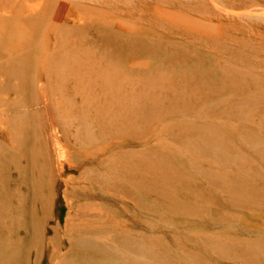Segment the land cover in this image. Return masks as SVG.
Listing matches in <instances>:
<instances>
[{"label": "bare ground", "instance_id": "1", "mask_svg": "<svg viewBox=\"0 0 264 264\" xmlns=\"http://www.w3.org/2000/svg\"><path fill=\"white\" fill-rule=\"evenodd\" d=\"M211 1L217 9L213 15L184 11L181 7L187 0H0V144H5L1 149L6 155L5 160L0 158V264H140L143 248L148 264H160L151 259L155 246L141 238L143 182L139 177L128 179L125 164L121 165L124 173L115 172L116 177L110 173L115 180H95L94 173H103L97 172L96 165L102 169L113 144L70 147L69 135L59 134L60 122L53 117L59 115L65 100L51 87L68 85L77 101L80 88L90 91L92 82L101 83L91 71L99 68L104 57L119 58L114 48L121 46V39L129 40L130 53L138 56L128 62L138 78L153 85L168 84L172 81L168 69L178 51L169 47L164 68L152 58L156 52L152 42L142 44L143 38L155 36L156 22L215 36L225 31L221 20L264 17L261 7L228 8L223 0ZM101 46L108 53H100ZM183 76L170 84L204 83L202 75ZM27 90L34 92L38 105L22 104ZM84 96L81 108L92 112L97 103L91 92ZM117 110L113 113H124ZM98 112L102 118L111 114L100 106ZM30 114L42 118L41 123L46 121L48 133L33 143L28 139L25 145L11 130H21ZM10 117L17 119L9 122ZM215 135L218 140L198 128L196 136L203 142L200 151L213 161L237 163L221 145V134ZM184 167L191 168V162ZM198 172L225 189L254 193L252 186L230 172L204 168ZM130 187L135 195L126 194ZM228 201L236 203L232 196ZM208 241L220 249L216 240Z\"/></svg>", "mask_w": 264, "mask_h": 264}, {"label": "rangeland", "instance_id": "2", "mask_svg": "<svg viewBox=\"0 0 264 264\" xmlns=\"http://www.w3.org/2000/svg\"><path fill=\"white\" fill-rule=\"evenodd\" d=\"M210 1L187 0L181 9L216 14ZM223 3L264 9V0ZM221 21L226 24L225 31L215 36L156 22L155 36L142 39V44L152 42L156 49L152 58L164 68L169 47L178 51L168 69L170 80L202 75L204 83L144 82L138 72L128 68V62L138 56L130 53L129 40L121 39V46L114 48L119 58L112 54L104 57L99 68L91 71L101 83L92 82L90 91L80 88L77 101L68 85L51 87L65 100L59 115L53 117L54 122H60L59 134L69 135L70 147L92 149L106 142L113 144L102 169L96 165L97 172L103 173H94L95 180H115L110 173H124L121 165L125 164L127 178L139 177L143 182L141 238L144 244L155 246L151 259L160 264H264V17ZM99 52L108 53L103 46ZM85 92H91L93 103H97L92 112L81 108ZM23 97L26 107L37 104L33 91L27 90ZM47 100L53 105L52 99ZM98 106L110 111V116L102 118ZM117 109L124 113L114 114ZM15 118L10 117L9 122ZM26 120L29 122L23 120L21 130H11L23 144L48 133L42 118L30 114ZM200 127L216 139L215 132L221 134V145L238 162L222 163L205 157L200 151L203 142L196 136ZM133 142L139 145L135 147ZM4 145L0 144L1 160L6 158L1 149ZM12 146L17 147L15 141ZM188 162L192 167L186 169ZM201 168L230 172L252 186L254 193L213 184L199 175ZM135 193L130 187L126 194ZM230 196L236 203L228 201ZM208 239L216 240L220 249ZM142 251L140 264H148L146 250Z\"/></svg>", "mask_w": 264, "mask_h": 264}]
</instances>
